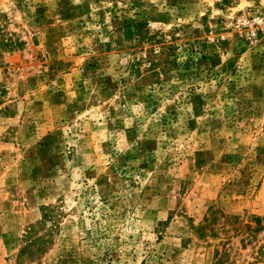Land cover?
I'll use <instances>...</instances> for the list:
<instances>
[{
    "label": "rangeland",
    "instance_id": "1",
    "mask_svg": "<svg viewBox=\"0 0 264 264\" xmlns=\"http://www.w3.org/2000/svg\"><path fill=\"white\" fill-rule=\"evenodd\" d=\"M259 263L264 0H0V264Z\"/></svg>",
    "mask_w": 264,
    "mask_h": 264
},
{
    "label": "built area",
    "instance_id": "2",
    "mask_svg": "<svg viewBox=\"0 0 264 264\" xmlns=\"http://www.w3.org/2000/svg\"><path fill=\"white\" fill-rule=\"evenodd\" d=\"M255 23H256L257 25L261 26V25L263 24V21H261V19H257V20L255 21Z\"/></svg>",
    "mask_w": 264,
    "mask_h": 264
},
{
    "label": "crops",
    "instance_id": "3",
    "mask_svg": "<svg viewBox=\"0 0 264 264\" xmlns=\"http://www.w3.org/2000/svg\"><path fill=\"white\" fill-rule=\"evenodd\" d=\"M259 264H264V263H259Z\"/></svg>",
    "mask_w": 264,
    "mask_h": 264
},
{
    "label": "trees",
    "instance_id": "4",
    "mask_svg": "<svg viewBox=\"0 0 264 264\" xmlns=\"http://www.w3.org/2000/svg\"><path fill=\"white\" fill-rule=\"evenodd\" d=\"M202 229H200V231H201Z\"/></svg>",
    "mask_w": 264,
    "mask_h": 264
}]
</instances>
